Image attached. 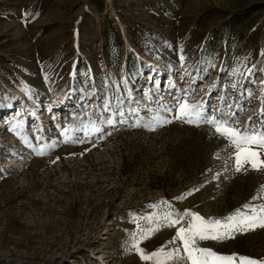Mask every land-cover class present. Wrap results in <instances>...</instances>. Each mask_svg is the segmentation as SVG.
Segmentation results:
<instances>
[{"label":"rangeland","instance_id":"1","mask_svg":"<svg viewBox=\"0 0 264 264\" xmlns=\"http://www.w3.org/2000/svg\"><path fill=\"white\" fill-rule=\"evenodd\" d=\"M155 66L177 88L143 90L138 79ZM129 81L140 87L136 100ZM70 86L72 100L95 91L76 111L54 110ZM185 92L209 115L234 116L236 127L264 122V0H0V264H148L125 242L137 223L148 226L139 218L162 210L150 207L157 201L204 218L264 203V169L234 172L229 160L225 172L226 139L163 111L174 114ZM157 109L172 122L133 126ZM18 121L19 135L9 131ZM66 124L89 134L63 142ZM174 235L161 227L139 246L179 248L166 243ZM199 244L260 259L264 228Z\"/></svg>","mask_w":264,"mask_h":264},{"label":"snow or ice","instance_id":"2","mask_svg":"<svg viewBox=\"0 0 264 264\" xmlns=\"http://www.w3.org/2000/svg\"><path fill=\"white\" fill-rule=\"evenodd\" d=\"M181 56V61H183ZM238 68H233L235 73ZM251 71V70H248ZM247 74V72L245 73ZM25 89V94L28 93ZM187 92L184 93V99L179 96L174 98L176 105L173 109L163 105V111L168 113L172 119L182 120L188 124L199 125L207 123L212 126L215 133L222 136L233 149L229 153L228 159L225 160V169L227 172V164L232 161V171L242 172L248 168L251 170L264 169V122L259 127H249L247 122L243 128L234 126L237 122L234 116L224 119V113L219 109L214 110L213 115H209L204 110V105L200 103L190 104L187 102ZM132 111H135L133 109ZM151 112V109L148 110ZM156 113L151 115L147 121L137 120V126L143 123L144 127L153 129L157 125L171 123L172 121L167 116ZM251 119V118H249ZM108 123H112L111 118H108ZM123 122V121H122ZM22 121H18L12 125L9 131L20 133L17 131L21 127ZM59 128L60 126L57 125ZM83 131L85 136L89 134L88 127L77 125H64L60 129V135L63 142H83L75 138V133ZM100 128L93 122L91 123V132H100ZM102 138V137H101ZM55 146V142L48 145H41L39 154H44L47 147ZM247 166V168H246ZM216 175H213V179ZM198 189H189L187 193H182L180 196L173 197L174 200L182 199L185 195H191L193 191ZM259 192L264 193V185H260ZM258 197L253 196L251 199L256 200ZM264 200V195L259 197ZM162 206V210L156 211L154 214L139 219L147 222V227L136 224V230L131 232L129 241H126L127 247L133 249L139 256L141 261L148 264H171L175 259L183 260L184 264H264V258L255 259L248 256L233 254H220L208 247L200 246L199 242L204 240H224L233 237L237 233H245L257 228H264V203L259 205L245 203L241 208L235 209L228 215L220 218L207 217L204 218L199 213L185 209L183 212H178L172 209L167 200L161 199L150 205L153 209H158ZM131 216V213H130ZM132 220L136 223L137 218L132 216ZM161 227L175 228V235L171 241L166 243H176L179 241V248H166L165 245H160L151 252H146L141 248L140 242L150 237L155 231ZM180 248L183 252L181 255Z\"/></svg>","mask_w":264,"mask_h":264}]
</instances>
